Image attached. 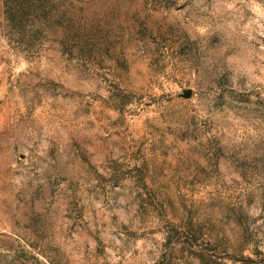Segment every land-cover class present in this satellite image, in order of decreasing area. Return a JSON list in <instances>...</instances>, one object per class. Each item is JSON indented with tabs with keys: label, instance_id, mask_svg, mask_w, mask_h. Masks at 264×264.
<instances>
[{
	"label": "rangeland",
	"instance_id": "obj_1",
	"mask_svg": "<svg viewBox=\"0 0 264 264\" xmlns=\"http://www.w3.org/2000/svg\"><path fill=\"white\" fill-rule=\"evenodd\" d=\"M13 1L0 264H264V0Z\"/></svg>",
	"mask_w": 264,
	"mask_h": 264
},
{
	"label": "trees",
	"instance_id": "obj_2",
	"mask_svg": "<svg viewBox=\"0 0 264 264\" xmlns=\"http://www.w3.org/2000/svg\"><path fill=\"white\" fill-rule=\"evenodd\" d=\"M35 0H16L10 2V10L4 11L5 15H8L9 19L16 21L15 30L17 33H25L29 38L35 26L39 25L37 22L36 14L34 12ZM6 8V1L3 4Z\"/></svg>",
	"mask_w": 264,
	"mask_h": 264
}]
</instances>
